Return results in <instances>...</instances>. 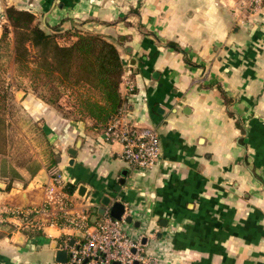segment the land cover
I'll return each mask as SVG.
<instances>
[{
  "label": "crops",
  "instance_id": "1",
  "mask_svg": "<svg viewBox=\"0 0 264 264\" xmlns=\"http://www.w3.org/2000/svg\"><path fill=\"white\" fill-rule=\"evenodd\" d=\"M8 4L33 9L41 20L46 12L45 23L59 32L112 40L123 62L119 117L159 135L155 165L131 168L119 142L87 127L92 119L63 116L31 94L53 165L75 185L69 211L90 219L104 195L122 201L131 216L126 229L146 237L145 264H264V7L240 23L236 0H0V33ZM37 160L33 174L14 166L21 178L0 172V212L46 200L48 155ZM0 215V264H61L56 250L66 238H81L49 214H32L42 224L33 235L12 214Z\"/></svg>",
  "mask_w": 264,
  "mask_h": 264
},
{
  "label": "trees",
  "instance_id": "2",
  "mask_svg": "<svg viewBox=\"0 0 264 264\" xmlns=\"http://www.w3.org/2000/svg\"><path fill=\"white\" fill-rule=\"evenodd\" d=\"M5 24L0 39L13 32L14 61L31 73V85L40 87L37 96L44 102L60 107L59 98L74 95L72 109L60 107L62 115L77 120L92 119V129H104L110 119L123 108L124 97L119 90L123 62L116 44L101 33L74 29L57 31L46 25L33 9L8 4L4 8ZM52 28L51 30L48 28ZM73 35V39H69ZM68 39L60 42L58 38ZM30 64H32L30 66ZM0 152L6 148L8 101L6 91L0 95ZM52 160L50 165L54 164ZM34 173L39 162L23 165ZM21 178L12 169L11 178ZM75 185L67 182L64 189L71 193ZM30 235L39 233L27 228Z\"/></svg>",
  "mask_w": 264,
  "mask_h": 264
},
{
  "label": "built area",
  "instance_id": "3",
  "mask_svg": "<svg viewBox=\"0 0 264 264\" xmlns=\"http://www.w3.org/2000/svg\"><path fill=\"white\" fill-rule=\"evenodd\" d=\"M238 22H245L250 16L258 15L264 0H236ZM127 89H133L131 79H125ZM120 113L110 119L104 128V139L107 142L117 141L121 144V157L129 167L147 169L155 165L160 155V139L154 127L136 125L119 117ZM51 183L46 186V200L35 207L7 206L4 211L15 217L19 228L40 229L42 224L33 220L32 214H49L55 225H67L84 232V237L73 240L66 238L63 249L67 259L61 264H145L141 235L133 236L126 229L124 216L113 217L108 208L91 222L86 213L72 214L69 211L70 198L64 189L66 182L62 173L50 166ZM2 216V217H1ZM0 215V220L3 219Z\"/></svg>",
  "mask_w": 264,
  "mask_h": 264
},
{
  "label": "rangeland",
  "instance_id": "4",
  "mask_svg": "<svg viewBox=\"0 0 264 264\" xmlns=\"http://www.w3.org/2000/svg\"><path fill=\"white\" fill-rule=\"evenodd\" d=\"M4 24L5 22L2 23V25ZM9 30L7 38L0 39V95L6 91L8 101L7 140L5 151L0 152L2 158L0 172L7 171L11 173L14 166L30 164L32 160H37L39 155L44 154L48 155V165L50 167L51 161L55 159V152L42 128L41 119L31 113L32 107L30 105L34 103L29 98L31 94L37 96L41 86L38 85L34 89L31 85V72L23 69L14 61L13 32L11 27ZM61 38L63 37L58 38L60 42L68 40ZM73 96H61L59 98L60 105L65 106V109H72ZM51 106L59 111L62 107ZM60 112L62 113V111Z\"/></svg>",
  "mask_w": 264,
  "mask_h": 264
},
{
  "label": "water",
  "instance_id": "5",
  "mask_svg": "<svg viewBox=\"0 0 264 264\" xmlns=\"http://www.w3.org/2000/svg\"><path fill=\"white\" fill-rule=\"evenodd\" d=\"M45 15H46V12L43 14V19H42V21H43V23L46 25V23H45ZM65 24H67V23L65 22ZM48 28H49L50 30L52 29V28H50L49 26H48ZM80 142H81V139L78 138L77 141H76V143H75V146H74V147H71V148L68 150V152H69V154H70V156H71V161H72V159H73V156H74L75 153H76L77 147L80 146ZM121 174H122V175L119 177L118 182L116 183V186H115L116 189H118V188L120 187V185H121L122 183H124V180H125V177H124V176L126 175V169H123L122 172H121ZM76 193H77L78 195H80L81 197L84 196L85 193H86V186H85L83 183H79V184L77 185V188H76ZM102 204H103V205H102L101 207H99L98 210H97V214H99V215L103 214L104 211H105L107 208H108L109 213H110L113 217H115V218H120L121 215L124 213V210H125L124 203H123L122 201H119V200H114V201H112V202L110 203V197H109L108 195H104V196H103ZM107 206H108V207H107ZM97 214H93V215L91 216V218H90V221H91V222H94V221L97 219V216H99V215H97ZM124 220H125L126 222H130V221H131V216H130V215H125V216H124ZM76 234L79 235V236H81V238L84 237V232H83L82 230H77ZM145 238H146V237H143V239H142L143 242H145V240H146ZM69 242L72 243V242H73V239H71ZM55 258H56V260H58L59 262H64V261H66V259H67V251L64 250V249H57V250H56V256H55ZM135 264H137V262H135Z\"/></svg>",
  "mask_w": 264,
  "mask_h": 264
}]
</instances>
